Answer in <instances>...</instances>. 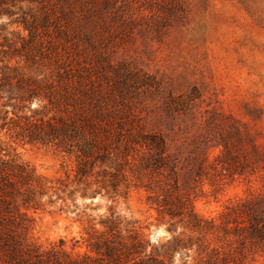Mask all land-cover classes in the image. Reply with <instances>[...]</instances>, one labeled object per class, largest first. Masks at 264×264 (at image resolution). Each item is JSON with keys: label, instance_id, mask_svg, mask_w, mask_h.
<instances>
[{"label": "rangeland", "instance_id": "obj_1", "mask_svg": "<svg viewBox=\"0 0 264 264\" xmlns=\"http://www.w3.org/2000/svg\"><path fill=\"white\" fill-rule=\"evenodd\" d=\"M118 8L119 21L108 16V32L91 40L74 25L68 35L50 29L34 41L13 24L18 16H0V74L5 67H17L41 81L72 71L87 89L115 95L143 118L147 130L172 142L184 167L180 189L191 196L199 216L219 224L227 206L247 200L263 199L264 209V0H120ZM38 106L32 103L33 109ZM223 140L234 159H223ZM0 147L7 160L28 166L49 186H71L61 197L65 201L55 195L54 207L30 213L18 234L31 249L90 253L87 233L92 227L105 231L101 222L115 214L151 244L149 253L158 258L155 249L162 252L158 259L164 264H201L198 235H193L194 247L163 253V246L184 230L169 231L147 186H153L152 195H161L163 189L172 191L174 181L144 177L138 153L125 167L128 195L115 197L111 190L92 195L100 188L91 181L74 182L75 159L54 147L22 145L5 132ZM85 192L91 195L83 197ZM190 235L181 238L188 241ZM212 240L217 247L244 252L243 264H264L260 242L242 245V237L223 233Z\"/></svg>", "mask_w": 264, "mask_h": 264}, {"label": "trees", "instance_id": "obj_2", "mask_svg": "<svg viewBox=\"0 0 264 264\" xmlns=\"http://www.w3.org/2000/svg\"><path fill=\"white\" fill-rule=\"evenodd\" d=\"M119 2L0 0V16H18L13 24L23 27L34 41L44 38L50 29L68 35L74 25L83 28L91 40L108 32V16L116 23L119 21ZM0 75V134L5 132L22 145L54 147L74 158V182L91 181L88 184L100 188L92 195L111 190L115 197L127 196L130 186L125 167L136 156L131 155L135 152L141 158L144 177L156 175L174 181L172 191L163 189L161 195H152L153 186H147L151 190L149 199H153L159 215L170 224L169 231L184 230L163 246L164 254L194 247L193 235H198L196 244L204 256L201 264H243L244 252L233 250L230 245L217 247L212 236L223 233L226 237H242V245L249 240L264 244L263 199L227 206L219 224L216 219L199 216L191 196L180 189V171L184 167L180 166L179 153L173 152L172 142L161 133L147 130L143 118L126 109L115 95L105 97L102 91L87 89L82 76L77 77L72 71L58 73L55 80L41 81L17 67H5ZM34 101L39 103L36 109L32 108ZM10 111L14 117H9ZM235 134L241 136L239 130ZM221 145L223 159H234L231 145L226 140ZM252 148L259 150L255 144ZM233 171L235 175L237 170ZM50 183L16 159L7 160L0 147V264H164L158 259L162 252L155 249L158 258L149 253L151 244L141 238L131 222L115 214L101 222L105 231L92 227L87 233L90 253L71 256L55 249L46 253L31 249L18 234L30 221V213L54 207L55 195L65 201L61 197L71 187L61 182H58L61 186H49ZM74 194L75 191H70L68 195ZM87 195L91 194L85 192L82 196ZM186 232L192 235L188 241L181 238Z\"/></svg>", "mask_w": 264, "mask_h": 264}]
</instances>
